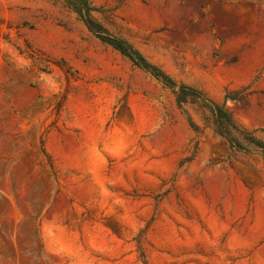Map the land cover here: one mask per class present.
<instances>
[{
    "label": "rangeland",
    "instance_id": "374dc122",
    "mask_svg": "<svg viewBox=\"0 0 264 264\" xmlns=\"http://www.w3.org/2000/svg\"><path fill=\"white\" fill-rule=\"evenodd\" d=\"M89 2L197 94L179 103L62 0H0V264H264L263 154L233 149L212 113L264 143V0ZM157 143L151 182L127 175Z\"/></svg>",
    "mask_w": 264,
    "mask_h": 264
},
{
    "label": "trees",
    "instance_id": "16d2710c",
    "mask_svg": "<svg viewBox=\"0 0 264 264\" xmlns=\"http://www.w3.org/2000/svg\"><path fill=\"white\" fill-rule=\"evenodd\" d=\"M68 8L77 13L83 21L86 28L95 35L101 42L110 46L119 52L123 57L127 58L132 65L148 73L154 79L177 92V100L179 103H185L190 92H194L185 86H177V84L165 73L157 67L150 65L144 57H142L131 45L126 41L112 36L102 26L95 23L89 13L94 10L89 0H62ZM212 113L214 116V124L217 133L226 139L230 146L237 151L246 150L242 147V141L258 149L264 157V143L255 139L246 132L240 130L233 122L230 114L223 109V106L212 105Z\"/></svg>",
    "mask_w": 264,
    "mask_h": 264
},
{
    "label": "bare ground",
    "instance_id": "6f19581e",
    "mask_svg": "<svg viewBox=\"0 0 264 264\" xmlns=\"http://www.w3.org/2000/svg\"><path fill=\"white\" fill-rule=\"evenodd\" d=\"M158 144V143H157ZM165 150L164 143L158 144L153 151H151L150 154L146 155L140 162L134 164L132 168H130L127 171V175L130 176H136L140 181L150 183L151 178L149 177V172H157L159 169L158 159H160L163 156ZM154 158L155 160L149 161V158ZM147 173V174H146ZM208 180V190H212L214 192L215 187L211 185L210 178ZM180 189L183 191L185 195V200L187 206L194 212L196 215L201 217L203 220L210 224H216L217 219L213 212V207H211L205 200V198L201 195H195L193 194L188 184L183 182L180 184ZM178 218V217H177ZM175 228V227H174ZM224 228H227V226H224ZM173 227L169 225L164 231H163V237L166 238L168 241L173 243V245H179L180 241L177 240V237L175 236L173 232ZM260 256V255H259ZM261 257V256H260Z\"/></svg>",
    "mask_w": 264,
    "mask_h": 264
}]
</instances>
